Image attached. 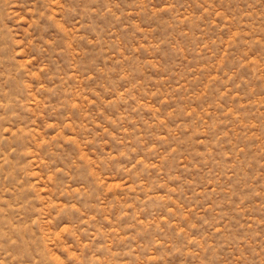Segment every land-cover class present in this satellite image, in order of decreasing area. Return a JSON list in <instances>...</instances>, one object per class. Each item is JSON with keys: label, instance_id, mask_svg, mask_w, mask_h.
I'll use <instances>...</instances> for the list:
<instances>
[{"label": "rangeland", "instance_id": "1", "mask_svg": "<svg viewBox=\"0 0 264 264\" xmlns=\"http://www.w3.org/2000/svg\"><path fill=\"white\" fill-rule=\"evenodd\" d=\"M0 264H264V0H0Z\"/></svg>", "mask_w": 264, "mask_h": 264}]
</instances>
